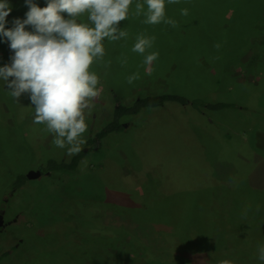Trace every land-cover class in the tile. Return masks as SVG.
I'll use <instances>...</instances> for the list:
<instances>
[{
    "label": "rangeland",
    "instance_id": "rangeland-1",
    "mask_svg": "<svg viewBox=\"0 0 264 264\" xmlns=\"http://www.w3.org/2000/svg\"><path fill=\"white\" fill-rule=\"evenodd\" d=\"M166 12L177 28L145 25L130 14L120 22L127 40L105 43L111 65H95L103 92L87 120L86 141L116 103L138 97L177 94L235 106L211 114L166 102L126 116L124 131L95 148L83 145L74 172L42 174L11 191L16 174L71 156L32 123L29 97L16 103L0 82V264H214L180 250L198 230L208 235L204 241L225 234L222 249L236 258L243 253L240 264H261L264 0H181L166 3ZM140 32L156 37L151 75L131 52ZM137 71L140 79L129 85L126 78ZM208 219L215 225L209 228Z\"/></svg>",
    "mask_w": 264,
    "mask_h": 264
},
{
    "label": "clouds",
    "instance_id": "clouds-1",
    "mask_svg": "<svg viewBox=\"0 0 264 264\" xmlns=\"http://www.w3.org/2000/svg\"><path fill=\"white\" fill-rule=\"evenodd\" d=\"M45 2L47 6L40 8L34 0H25L29 9L26 18L14 19L13 26L6 28L12 7L8 0H0V37L13 52L10 65L0 67V82L18 104L21 96L27 95L34 109L32 123L42 126L53 137L56 148L74 156L86 143L87 120L103 92L95 65H111V61H105V43L127 40L129 32L120 28V22L127 21L130 14L143 17L141 22L145 25L177 28L178 22L167 16L166 3L179 4L181 0ZM180 15L188 16L189 9H180ZM28 27L32 30H26ZM155 40V36L140 32L131 48L132 53L143 57L142 66L148 75L155 70L153 65L159 59V52L152 50ZM120 63L125 65L127 58ZM139 79L137 71L126 81L132 85ZM257 258L264 264V244L258 245ZM221 264L231 262L225 260Z\"/></svg>",
    "mask_w": 264,
    "mask_h": 264
},
{
    "label": "trees",
    "instance_id": "trees-1",
    "mask_svg": "<svg viewBox=\"0 0 264 264\" xmlns=\"http://www.w3.org/2000/svg\"><path fill=\"white\" fill-rule=\"evenodd\" d=\"M8 2L12 7V12L6 18L7 19L6 28H11L13 26L12 21L14 19H21V20L25 19L26 18L25 13L29 9L26 6L25 0H14V1L8 0ZM34 2H36L40 8H44L47 6L45 0H34ZM62 14H64L63 16L67 17L66 13H62ZM12 55H13V52L9 48L8 43L5 41L4 38L0 37V66L3 64H6L8 58H10ZM166 102H174L181 106L187 105V106L192 107V109L198 113H200L201 111H205L211 114L218 113L220 111H224V110L230 109L231 107L235 106L234 104H231V103L222 102L218 100L216 101L213 99H208V100L207 99H193L189 101L186 98L179 96L177 94H158V95H152V96L138 97V98H135L128 105H124L118 102L113 107L110 118L106 122H104V124H102L98 130L91 132L92 137L87 139L85 145H90L92 143L94 145H97L100 143V141H102L109 134L119 133V132L124 131L125 125L122 122V119L124 117L136 116L137 114L141 113L145 109L162 107ZM246 109L247 108L244 106L243 110H246ZM85 154H86V150L82 149V151L78 155L71 156V158L68 161L48 158L45 161V164L42 167H39L41 170V175L49 174L53 172H59V173L74 172L76 168L78 167L82 158L85 156ZM26 182H27V179L25 177V174H22V173L16 174L13 180L11 181L9 188L11 191L18 190L21 187H23ZM203 217L204 215L201 214L199 219H202ZM208 220H209V223H208L209 228L215 225V221H212L210 219ZM207 236L208 235L206 234L203 235V231L198 230L195 236L196 241L182 243L183 248H180V250L182 249L183 251L182 253L189 251L197 256H200L201 254L209 256L210 259H213L212 263L214 264H220L218 263V259L220 258L223 260H226V259L232 260L231 264L241 263V254L243 255V253L241 252L238 253L237 255L239 258L238 259L234 257L237 253L225 252L222 249V246L225 244L227 240L226 238H222V237H227L225 234L222 233L221 236L208 237L204 241L203 238ZM216 240L219 241V244H218L219 248H217L216 246L215 250H213ZM147 249H149V247H147ZM219 252L221 254H219ZM220 255L222 257H220ZM193 260L195 261L196 259H193ZM256 260L259 261L258 258ZM214 261H217V262H214ZM163 264H170V263L165 262Z\"/></svg>",
    "mask_w": 264,
    "mask_h": 264
},
{
    "label": "water",
    "instance_id": "water-1",
    "mask_svg": "<svg viewBox=\"0 0 264 264\" xmlns=\"http://www.w3.org/2000/svg\"><path fill=\"white\" fill-rule=\"evenodd\" d=\"M96 145L93 146V148H95ZM41 175V170L40 168H37L35 170H29L27 173H25V177L27 180H33V179H37L38 177H40ZM2 225V219L0 217V227Z\"/></svg>",
    "mask_w": 264,
    "mask_h": 264
},
{
    "label": "crops",
    "instance_id": "crops-1",
    "mask_svg": "<svg viewBox=\"0 0 264 264\" xmlns=\"http://www.w3.org/2000/svg\"><path fill=\"white\" fill-rule=\"evenodd\" d=\"M134 11V10H133Z\"/></svg>",
    "mask_w": 264,
    "mask_h": 264
}]
</instances>
